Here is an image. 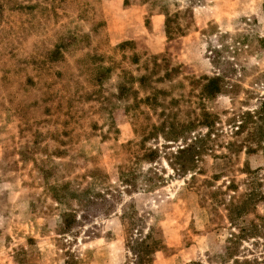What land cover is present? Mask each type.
<instances>
[{
	"label": "rangeland",
	"instance_id": "374dc122",
	"mask_svg": "<svg viewBox=\"0 0 264 264\" xmlns=\"http://www.w3.org/2000/svg\"><path fill=\"white\" fill-rule=\"evenodd\" d=\"M15 3L0 0V49L12 50L15 59H29L30 54L50 46L55 29L69 19L84 31L90 29L93 21H100L103 24L92 37L91 48L107 49L109 45L133 40L140 51L166 55L171 64L180 65L182 75L197 79L222 76L225 88L203 104L215 115L213 125L197 126L176 140L168 137L171 136L168 132L141 142L122 111L105 124L101 114L93 109L96 105L85 104L88 118L83 127L88 136L77 137L80 125L70 123L69 155L61 159L54 154H35L32 147L36 140L32 133L36 129L42 133L61 129L62 121L68 117L63 114L66 110L69 115L73 113V106L60 105L57 95L52 101H42L44 93L50 90L42 81L39 88L26 83V74L36 77L31 64L22 62L25 71L15 74L3 73L0 63V264H134L136 241L144 238L149 228L152 239L165 246L154 253L152 264H237L226 257L231 249L237 254L234 258L238 264H264V219L255 216L264 214V203L259 202L254 213L237 217L241 202L247 201L244 194L249 188L256 187L264 194V162L258 164L257 158V152L261 151L246 157L244 148L238 146L236 151L228 148L230 141L243 145L249 142L247 126L236 134L241 122L238 115L253 112L264 102V0H16ZM35 3L45 7L37 6L31 13L15 8ZM51 5L57 6L60 15L56 24L45 18L52 12ZM138 6L142 11L139 19L138 12H132ZM165 7L171 13L187 9L176 17L183 34L172 40L166 37L165 17L160 13ZM82 10L85 19L78 17ZM156 14L162 15L159 25ZM10 63L14 64L13 59ZM61 66L73 71L74 58L67 57L59 69ZM66 80L56 79L59 83L53 86V91L63 93L60 83ZM79 81L86 86L84 78ZM199 81L202 83L204 79ZM113 82L112 79L106 83L105 88L112 90ZM184 84L185 99L180 101L177 112L180 119L191 111L194 92L199 89V84L192 87L188 80ZM69 87V93L74 94V81L69 82ZM147 114L150 118L141 116L145 127L162 122L166 112L157 109ZM43 118L48 121L40 122ZM89 119L97 121L95 129L86 125ZM37 144L45 145L48 153L58 146L52 139L39 138ZM202 144L204 150L194 156L196 147ZM148 148L156 150L153 161L145 155ZM71 155L77 159L78 155L86 156L87 167L96 166L106 173L111 184V193L106 197L117 214H103L108 203L100 198L78 205V199L85 200L83 196L87 195L81 190L87 185L83 177H77L68 187L60 185L64 173L58 163L69 160ZM34 157L42 159L36 163L40 171L30 160ZM124 165L140 172L134 179L135 187L118 180ZM246 168L257 174H246ZM76 171L84 170L76 167ZM252 175H256V182H250ZM45 179L51 183L44 184ZM150 182L154 183V189L144 190L145 183ZM88 190L89 196L97 191L94 185ZM54 191L59 201L52 199ZM122 208L127 215L137 218L129 231L119 216ZM68 211L77 215L76 221L71 220L68 230L59 233L63 226L61 215ZM232 219L256 235H245L233 243L238 227L232 224ZM251 221L258 225L252 227Z\"/></svg>",
	"mask_w": 264,
	"mask_h": 264
},
{
	"label": "trees",
	"instance_id": "16d2710c",
	"mask_svg": "<svg viewBox=\"0 0 264 264\" xmlns=\"http://www.w3.org/2000/svg\"><path fill=\"white\" fill-rule=\"evenodd\" d=\"M16 0H11L12 4ZM62 1V0H61ZM126 1V0H125ZM165 1V0H164ZM192 1V0H189ZM85 4V3H84ZM83 4V5H84ZM37 6H42L37 3L27 4V5H16V9L30 10L27 11L31 13ZM85 6H88L85 4ZM45 7V6H42ZM51 13L45 15L46 19H52L53 23L56 24L58 17L57 6L51 5ZM13 8V7H12ZM187 9L183 11L176 10L171 13L167 7L162 8L160 13L164 15V31L168 40L175 39L183 34V27L176 22V17L178 15L186 13ZM85 10L80 11L78 14L80 19H85ZM95 20V19H94ZM72 19H69L66 23L60 24L54 31V40L50 46L41 49L33 54H30L26 58L16 57L15 53L10 51H4L0 49V63H2V72L7 73L13 72L15 74L25 71L22 62L25 65H32L35 68V78L26 74V83L34 88H39L41 81L45 84V88L50 91L44 93V99L42 101H52V98L57 95V100L60 105L74 108V112L70 115L68 110L65 111L63 115L68 116L62 121V128H54L53 130H45L43 133L40 129H36L32 133L36 141L33 143V151L36 154L50 155L54 154L57 157L64 159L67 157L69 151V143L71 137L69 134L70 123H77L80 125V131L76 133L77 137L85 134L84 122L88 118L87 110L83 108L85 104H95L93 109L95 112L101 114V121L105 124L110 123L118 112H123V116L130 119L134 133L138 135L139 141L145 142L152 138H156L159 134L165 135L170 132L171 137L174 140L184 137L186 134L195 130V127L200 125L211 126L215 122V115L209 112L206 107H204V101L216 97L217 94L222 93L225 84L223 83V77L220 75H215L214 77H199L198 79L193 76L182 75L180 72V65L171 64L170 60L166 55H152L147 54L144 51H140L136 47V43L133 40H124L113 46L109 45L107 49L102 48H91L92 37L97 33L98 27L103 23L100 21H93L90 29L84 31L79 25L73 23ZM176 24H175V23ZM174 24V25H173ZM246 45V44H245ZM67 57L74 58V70L70 71L68 67H62L59 69L61 64L67 62ZM234 58V57H233ZM14 61V64L10 63V60ZM74 73L75 76L72 74ZM67 74H71L72 77H66ZM68 75V76H69ZM76 77V78H74ZM84 78L86 86L79 81V78ZM65 80V82L60 83L62 85L63 93L57 94L58 92L53 91V86L58 84L56 79ZM114 80L112 84V90L106 89L105 84L111 80ZM200 79H204V82H200ZM189 81L193 86L198 85L199 89L194 92L195 99L191 102L192 109L187 113L185 118L180 119L177 117V112L181 108L180 101L184 100L183 89L185 88V81ZM74 81L75 89L74 94H70L69 82ZM180 104V105H179ZM92 107V106H90ZM175 109V111L173 110ZM160 109V112H166L165 119L160 123H150L148 126L142 125V114H145L147 118H150L147 114L148 112H155ZM50 109H47L49 112ZM146 110V111H145ZM122 114V113H121ZM164 114V113H163ZM240 117V124L237 126V133L243 132L247 126L249 142L236 143L234 141L228 142L229 151H236V149L244 148L246 157H249L251 152L256 153L259 162H264V102H261L253 112L246 111L243 112ZM68 118V119H67ZM40 122H47L46 118L40 119ZM164 124H166L164 126ZM87 126L90 125L91 129H95L97 126V121L92 119L88 120ZM86 126V127H87ZM75 135V136H76ZM88 136L86 133L84 136ZM92 136V135H90ZM247 136V137H248ZM52 139L57 142V149H54L51 153L46 151L47 147L45 145H38L37 139ZM197 140L195 137L193 143ZM71 142V141H70ZM232 148V149H231ZM197 151L194 156L199 155L204 150V144L202 146L196 147ZM147 160L153 161L155 149L148 148ZM75 155V154H74ZM77 159L75 156H69V160L61 161L58 163L62 165L63 178L60 180L62 187H68L75 182L77 177H83L87 181V185L82 191L86 193L85 200L78 199V205L82 206L83 203H93L97 198L101 201L108 203L107 208L103 212L105 215H110L112 213L117 214L114 204L106 197L110 194L111 184L107 181V176L105 172L99 167H87V162L89 159L87 157H81ZM34 162L35 168L40 171L41 169L36 164L37 161H42L39 157H34L30 159ZM52 160V159H51ZM262 160V161H261ZM82 166V167H81ZM76 167L82 168L84 171L78 173ZM119 174V181L122 184L134 186V179L140 172H138L133 166L124 165ZM246 174L251 172L249 169H245ZM41 173V172H40ZM155 174V173H154ZM254 174H257L256 172ZM72 175V177H70ZM70 177V178H69ZM192 177V176H191ZM47 178V177H46ZM69 178V179H64ZM256 175H252L250 182H256ZM44 184L51 183L47 179ZM94 185L97 191L95 194L89 196L88 189ZM154 189V183H145L144 190L152 191ZM52 199L59 201V195L54 191ZM247 201H242L239 206V213L237 217L242 216L246 213H254L256 210V205L259 202L264 203V194L258 191L256 187H251L245 192ZM112 196L113 199V195ZM131 203L127 204L126 207L130 206ZM125 206V205H124ZM119 214L123 224L126 223V229L129 231L136 224L137 218H134L130 214L121 210ZM76 214L71 211L62 213L63 226L59 228V233H65L68 230L71 220L76 221ZM256 218L258 220L264 219V214L260 215L256 213ZM80 218H84L80 215ZM231 219V217H230ZM252 227H256L258 224L251 221ZM232 224H236L238 227V233L234 235V241L236 239H241L245 235H256L250 229L237 225L232 219ZM134 242V241H133ZM137 248H134L136 252V261L134 264H152L153 255L160 248H165V246H160L157 242L152 239L151 228L146 233L145 237L136 241ZM237 254H234L233 249L227 254V258L233 259L237 264L238 259L234 258ZM225 263L229 260H223ZM247 262V260L245 261Z\"/></svg>",
	"mask_w": 264,
	"mask_h": 264
},
{
	"label": "crops",
	"instance_id": "0c3cea01",
	"mask_svg": "<svg viewBox=\"0 0 264 264\" xmlns=\"http://www.w3.org/2000/svg\"><path fill=\"white\" fill-rule=\"evenodd\" d=\"M140 7L138 6V9H134V10H132V12L133 13H135V12H138V19H139V13L141 14L142 13V11H141V9H139ZM155 17L157 18V21H156V23L159 25V24H161V18H162V15H160V14H156L155 15Z\"/></svg>",
	"mask_w": 264,
	"mask_h": 264
}]
</instances>
